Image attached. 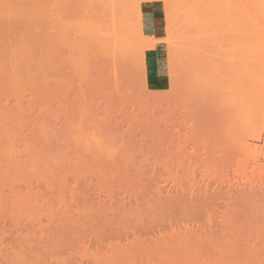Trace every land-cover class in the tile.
I'll list each match as a JSON object with an SVG mask.
<instances>
[{
  "label": "rangeland",
  "instance_id": "obj_1",
  "mask_svg": "<svg viewBox=\"0 0 264 264\" xmlns=\"http://www.w3.org/2000/svg\"><path fill=\"white\" fill-rule=\"evenodd\" d=\"M207 1L0 0V264H264V0Z\"/></svg>",
  "mask_w": 264,
  "mask_h": 264
},
{
  "label": "crops",
  "instance_id": "obj_2",
  "mask_svg": "<svg viewBox=\"0 0 264 264\" xmlns=\"http://www.w3.org/2000/svg\"><path fill=\"white\" fill-rule=\"evenodd\" d=\"M140 31L147 39L155 38L150 49L149 65L151 75L158 80L165 79L168 75L167 47L162 40H159L154 27V12L144 9L140 14ZM146 64L142 65V75L146 84ZM152 92H162L167 88H148ZM264 108V102H263ZM264 111H262V114ZM264 129V120H261ZM259 151L264 162V130L258 142Z\"/></svg>",
  "mask_w": 264,
  "mask_h": 264
},
{
  "label": "bare ground",
  "instance_id": "obj_3",
  "mask_svg": "<svg viewBox=\"0 0 264 264\" xmlns=\"http://www.w3.org/2000/svg\"><path fill=\"white\" fill-rule=\"evenodd\" d=\"M207 1V0H206ZM222 1V0H221ZM246 1H248V0H246ZM253 1V0H252ZM255 1V0H254ZM208 2V1H207ZM256 2V1H255ZM254 2V3H255ZM260 2V1H259ZM220 3V2H219ZM224 3V2H223ZM223 3H221V4H223ZM258 3V2H257ZM209 4H211V2L209 3ZM220 4V5H221ZM214 5V4H213ZM216 5V4H215ZM1 33V32H0ZM244 68V67H243ZM249 68V67H248ZM234 71H235V69H234ZM249 73V72H248ZM237 74V73H236ZM250 74V73H249ZM242 77V76H241ZM250 77V76H249ZM240 79V78H239ZM242 86V85H241ZM235 88V87H234ZM243 88V87H242ZM245 90V89H244ZM243 90V91H244ZM245 92V91H244ZM244 92H242V93H244ZM238 93V92H237ZM246 93H249V92H246ZM236 94V93H235ZM241 94V93H240ZM263 94V93H262ZM244 95V94H243ZM239 96V95H238ZM245 96H247V95H245ZM264 96V95H263ZM229 98V97H228ZM261 98H262V96H261ZM246 99V98H245ZM263 100H264V97H263ZM232 101V100H231ZM238 102V101H237ZM233 105V104H232ZM263 109V110H262ZM232 110V109H231ZM259 110V109H258ZM235 111V110H234ZM238 111V110H237ZM262 111H264V108H263V104L261 105V108H260V116H259V118L260 117H262V119L264 120V113L262 114ZM235 113V112H234ZM229 127V126H228ZM257 138H258V135H257ZM251 139V138H250ZM256 139V138H255ZM261 188H263L262 186H261Z\"/></svg>",
  "mask_w": 264,
  "mask_h": 264
}]
</instances>
